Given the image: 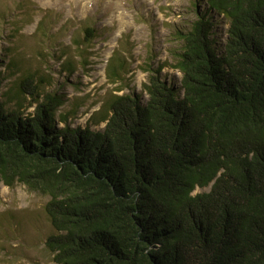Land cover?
<instances>
[{
  "label": "trees",
  "instance_id": "1",
  "mask_svg": "<svg viewBox=\"0 0 264 264\" xmlns=\"http://www.w3.org/2000/svg\"><path fill=\"white\" fill-rule=\"evenodd\" d=\"M196 2L179 84L166 62L143 68L146 98L110 92L83 125L71 121L84 101L59 110L52 77L27 67L2 92L0 71V185L48 196L54 264H264V0ZM85 23L64 72L89 61L98 29ZM16 56L0 60L10 74ZM106 68L111 82L128 70L118 53Z\"/></svg>",
  "mask_w": 264,
  "mask_h": 264
},
{
  "label": "rangeland",
  "instance_id": "2",
  "mask_svg": "<svg viewBox=\"0 0 264 264\" xmlns=\"http://www.w3.org/2000/svg\"><path fill=\"white\" fill-rule=\"evenodd\" d=\"M201 8L196 0H0V14H4L0 16V60H7L12 51L21 59V69L12 74L1 62V74L6 75L1 91L11 89L27 67L37 68L52 77L53 84L45 88L61 85L66 100L59 110L72 108L75 100L84 101L71 121L83 125L110 92L138 93L146 98L143 83L148 70L143 68L166 62L162 74L178 85L180 73L171 63L180 49L179 30ZM85 22L98 29L88 48L89 61L64 72L60 64L66 55L74 56L72 40ZM216 25L215 36L221 38L227 24L220 18ZM65 45L70 50L60 58ZM8 48L10 52L4 54ZM114 53L123 56L128 69L119 82H111L106 74ZM121 84L124 88L114 91ZM47 199L22 183L0 185V264H54L44 247L46 235L53 230L44 209Z\"/></svg>",
  "mask_w": 264,
  "mask_h": 264
}]
</instances>
